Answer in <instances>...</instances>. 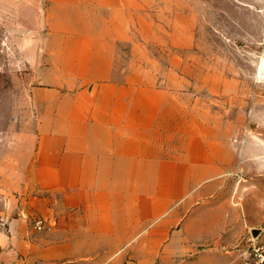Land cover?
<instances>
[{
    "label": "rangeland",
    "instance_id": "rangeland-1",
    "mask_svg": "<svg viewBox=\"0 0 264 264\" xmlns=\"http://www.w3.org/2000/svg\"><path fill=\"white\" fill-rule=\"evenodd\" d=\"M89 41L110 42L114 81L175 102L198 176L203 161L209 169L101 264H244L264 244V0H0V255L11 223L49 222L20 206L21 169L64 93L48 90ZM165 221L162 248L144 251ZM209 257L230 262H194Z\"/></svg>",
    "mask_w": 264,
    "mask_h": 264
},
{
    "label": "crops",
    "instance_id": "crops-1",
    "mask_svg": "<svg viewBox=\"0 0 264 264\" xmlns=\"http://www.w3.org/2000/svg\"><path fill=\"white\" fill-rule=\"evenodd\" d=\"M83 48L84 56L64 64L67 78L48 90L64 93L31 139L21 169L20 206L48 218L49 229L11 223L0 264H101L103 251L118 250L151 219H162L167 205L187 196L209 170L203 161L198 176L191 139L176 131L175 102L167 94L114 81L110 42ZM169 224L159 223V236L143 238L142 249H161Z\"/></svg>",
    "mask_w": 264,
    "mask_h": 264
},
{
    "label": "built area",
    "instance_id": "built-area-1",
    "mask_svg": "<svg viewBox=\"0 0 264 264\" xmlns=\"http://www.w3.org/2000/svg\"><path fill=\"white\" fill-rule=\"evenodd\" d=\"M6 228V223L1 221L0 232L5 231ZM35 228L41 232L48 230L49 225L44 219H38L35 222ZM244 264H264V244L253 241L246 253Z\"/></svg>",
    "mask_w": 264,
    "mask_h": 264
},
{
    "label": "water",
    "instance_id": "water-1",
    "mask_svg": "<svg viewBox=\"0 0 264 264\" xmlns=\"http://www.w3.org/2000/svg\"><path fill=\"white\" fill-rule=\"evenodd\" d=\"M257 234H258V231L254 232V235H255V236H257Z\"/></svg>",
    "mask_w": 264,
    "mask_h": 264
}]
</instances>
